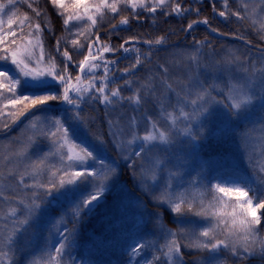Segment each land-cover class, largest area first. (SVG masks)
<instances>
[{
  "label": "snow or ice",
  "instance_id": "obj_1",
  "mask_svg": "<svg viewBox=\"0 0 264 264\" xmlns=\"http://www.w3.org/2000/svg\"><path fill=\"white\" fill-rule=\"evenodd\" d=\"M235 2L238 7L232 9L229 0H222L220 10L213 3L212 11L225 20L232 16L238 21L247 20L257 38L264 40V0ZM16 3L17 0L0 2V132L11 131L22 123V117L27 122L18 137L0 146V264H19L20 238L30 231L36 235L41 218L48 212L49 197L55 199L56 194L71 196L72 203L66 212L51 219L44 246L25 255L24 264H66L65 255L74 243L82 214L92 210L93 202L103 196L116 173L93 147L81 142L79 132L68 123H75L103 146L104 137L92 129L96 117L83 112V105L94 102L104 106L108 135L128 162L133 178L139 162L141 182L153 195V203L161 207L155 213L156 238L141 236L142 225L130 236L128 264H188L185 252L206 253L194 256L192 264H229L221 250L229 254L232 264L251 259L264 264V235L260 232L264 221L258 214L264 209V199L259 195L264 188V105L258 120L236 130L241 157L252 173L250 178L219 180L209 188L197 175L180 190L182 173L177 166H169L166 156L181 138L198 141L202 132L194 130L195 126L202 125L215 108L223 107L230 118L239 119L258 100H264V49H259L255 58L247 51L228 49L220 60L207 62L201 50L212 45L207 37L196 40L191 52L171 53L168 64L157 61L160 71L149 68L147 76L135 82L138 86L132 94L125 96L123 89L134 85L129 77L135 76L141 65H152L154 51L167 43V37L130 36L113 46L111 36L129 25V17L139 21L140 12L153 14L155 23L158 11L165 18H183L193 11L199 15V8H184L181 0H50L56 14L62 17L64 33L56 38L52 53L45 46L44 31L53 33V28L46 11L39 6L40 0H25L34 18L27 14L19 17ZM128 8L131 13L121 15L118 24H110L109 39L102 40L99 27ZM201 23L224 35L211 27L206 17L189 21L184 30ZM14 24L21 33L25 26L29 30L18 35ZM231 35L251 44L239 31ZM62 43L71 45L77 54L87 45V54L76 62L67 47L61 50ZM141 43L147 49L135 46ZM118 51L135 53L133 62L122 70L116 59L105 55ZM58 56L63 57L62 62ZM169 64L183 69L182 74L172 76ZM70 66L78 68L75 76ZM117 71L123 84L115 79ZM150 98L157 108L155 116L147 111L140 118L132 115L125 119L123 113L112 115L125 103L133 113L139 112ZM53 101L70 106L68 120L48 115ZM42 141H47L48 150L33 159L30 149ZM97 164L99 168L93 167ZM157 187L159 193L155 194ZM165 211L172 214L175 229L164 224ZM190 216L198 217L199 222L188 219ZM147 252H151L150 258Z\"/></svg>",
  "mask_w": 264,
  "mask_h": 264
},
{
  "label": "rangeland",
  "instance_id": "obj_2",
  "mask_svg": "<svg viewBox=\"0 0 264 264\" xmlns=\"http://www.w3.org/2000/svg\"><path fill=\"white\" fill-rule=\"evenodd\" d=\"M15 10L17 11L19 17L23 16L20 13L17 6ZM152 15L153 14L148 13L147 16L153 22ZM160 17H161V13L158 11L156 14L155 22L158 21ZM3 18L5 20V28L7 30L6 27L7 15H5ZM82 23L86 24L87 21H84ZM75 24L76 22H72V25ZM13 29L18 32V35H24L29 30L28 27L25 26L23 33H21L15 24L13 25ZM251 30L252 33L256 35V32L253 31L252 26H251ZM189 36L190 35H188V37ZM10 39H12V37H10ZM211 45H212L211 48L204 47L201 50L203 53L204 60L207 62L220 60L225 55L228 49H233V50L239 49L241 52L247 51L248 54L253 58H255L258 55V50L249 48L248 46L230 38H225V39L218 38V40H215L214 44ZM193 48H194L193 41L191 42L185 41L179 44H173L159 48V50L154 52V57L156 62L158 61L160 64H168L169 59H171L170 57L171 53H182L185 51L191 52ZM37 55H39V53H37ZM117 58L118 57H110V59H117ZM168 66L171 70L172 76L181 75L183 72V69L175 68L171 64H169ZM149 68H151L155 72L160 71V69L156 67V63H152V65H150ZM149 68L141 69L139 73L136 72L135 74L136 76L133 79L134 81L133 88L131 89L126 88L128 92L127 96L131 95L135 87L138 86V84L135 82L141 81L143 80V78L147 76ZM76 69L78 70V68ZM58 86L59 85H56V90ZM51 103L55 104L57 102H51ZM261 105H264V100H258L252 107L251 111L246 114H241L239 119L230 118V115L226 109H224L223 107H217L212 111L211 116L203 120L202 125L197 124L195 126L194 130H198L202 132V135L200 136L198 141L190 142L187 139L181 138L168 149L166 156L170 162L169 166L170 167L177 166L178 170L182 173L183 182L179 184L180 190L187 188L188 181H190L193 177L199 175L202 183L203 176L206 173L211 172L224 165H232V166L240 167L242 170L248 171L249 176L251 177L252 173L246 167L241 157L240 150L238 148V143H237L238 133H235L233 136L231 133L226 134V136H224L222 131L232 128L239 120L247 116H250L249 124L258 120L262 113ZM94 106L95 105L93 103L90 105L89 104L83 105L82 106L83 112L88 115H92L91 113L92 107L96 108V106L95 107ZM69 107L70 106L61 103L59 110L54 111L55 109L54 110L50 109L48 115L59 116L65 120H68L69 114L67 112V109ZM145 111H147L149 115L152 116L157 115V108L151 98L140 109L139 112L133 113L129 105L125 103L122 108H117L116 112L113 113L112 115L115 116L117 114L123 113L124 114L123 118L125 119L132 115H136L137 118H140L145 113ZM21 121L22 123L17 124L16 127L12 129L9 133L0 135V146L6 144L12 137H18L20 135V129L23 126V123H26L27 120L26 118H23ZM68 123L72 129L79 132L81 142H86L90 147H93L97 156L102 158L105 163L116 169L115 175L112 176V178L108 181L106 185L104 191V195L106 194V197L103 199L102 202H100L98 205L93 207L91 211H87V216H92V215L96 216L98 213L102 211H112V212L120 211L125 215H128L129 220L131 221V223L135 224V226L142 225V228L140 229V234H142L143 236L149 239L156 238L158 236V233H156L154 229L155 213L161 211V207L153 203V195L150 194L145 189L144 183L141 182V178L139 176V171H140L139 162L137 164V169H136V178L134 179L132 169H130L127 166L128 162L122 159L121 153L118 151L117 146L112 143L111 137H109L108 135L109 129L107 125V117H106L105 127L103 130L105 131L106 136L108 138L107 140L109 142L110 149L107 146H105V144H103V146H100L98 143L93 141L90 136H86L83 133V130L79 129L75 123H72L71 121H68ZM143 127L144 124L142 123L140 127L141 132H143ZM215 135L220 137L219 142L220 141L221 142L217 147L212 148L211 145L208 144V141L212 136ZM47 150H48L47 141H42L30 149V155L32 156L33 159H36L39 155H42ZM122 166L127 169V176H129V181L127 180V178H125V176L121 178L120 172ZM93 167L99 168L100 165L98 164L93 165ZM162 182H163V178L161 179V183ZM147 183L149 185L151 184L150 181H148ZM26 191H30V190H26ZM158 193H159V188L157 187L155 189V194ZM72 200L73 198L71 196L63 197L58 194H56L55 199L49 197L50 203L47 206L48 212L44 217L41 218V222L40 225L38 226L36 235H32L30 231L27 235L22 236L20 238L19 244L21 246L22 254L20 255L19 258V264H24V256L27 255L29 252L37 251L44 246L45 240L49 235L48 228L50 227L51 219L57 217L59 214L63 212H66L69 209ZM61 202H67V208L64 211L57 212L55 216L49 218L52 209L56 208ZM0 207H2V205H0ZM162 219L166 227L170 229L176 228V224L173 222V217L170 212L165 211ZM188 219L199 222L198 217L190 216L188 217ZM67 227L71 228L72 224L68 223ZM39 229L41 230V234H43V239H42L43 246L39 244L37 245L38 237L41 235L38 232ZM160 241L163 242L162 237H160ZM73 245L70 249L67 250V253L73 248ZM220 254L222 257H227V259L229 260V264H232V258L229 256L227 252L221 250ZM197 255H206V253L202 254V253L188 252V254H185V259L188 262V264H192V260L194 256ZM237 264H258V261L256 259H251L245 262H237Z\"/></svg>",
  "mask_w": 264,
  "mask_h": 264
},
{
  "label": "trees",
  "instance_id": "obj_3",
  "mask_svg": "<svg viewBox=\"0 0 264 264\" xmlns=\"http://www.w3.org/2000/svg\"><path fill=\"white\" fill-rule=\"evenodd\" d=\"M0 2H3V0H0ZM181 3L184 8H199V15L193 11L187 13L183 18H178L175 15L165 18L161 13L160 19L153 23L152 20L147 16V12H140L141 19L139 21L129 17V25L111 36L112 45L118 46L123 42L124 38L130 36H140L142 39H155L157 36L165 35L167 37V44L173 43L181 37L189 21L201 20L206 17L208 18L211 27L218 29L220 33L231 35L239 31L245 34L251 43L264 46V41L259 40L256 35L252 33L251 26L247 20L238 21L234 16L230 17L228 20H225L224 18L213 13V3H215L216 8L220 10L222 8V0H200L199 3H197V0H181ZM16 6L22 15L27 14L30 17H35V14L30 8H28L25 0H17ZM39 6L41 9L46 11L47 16L50 18L54 33H49L47 29H45V46L50 52L55 53L56 38L64 34L62 17L56 14L57 9L52 6L50 0H40ZM229 7L236 9L238 4L235 2V0H229ZM130 13L131 9L128 8L116 15L114 19L106 20L105 23L99 27L100 38L102 40H108L110 24H118L121 15H128ZM111 15L112 14L109 13L110 17ZM41 26L43 27V19H41ZM205 26L206 25L204 24L195 25L190 30V36L188 37L187 35V37L184 38V41H193L194 43L196 40H204L205 37H207L208 43L214 44V41L218 40V38L216 36H212ZM92 39H95V37H92ZM135 46L140 47L142 50H145L148 47L142 43ZM65 47H67V50L69 51L73 60L76 62L82 60L83 56L87 54L88 51L87 45H85V47L80 50L79 54H77L76 50L71 45H65L62 43L61 50H63ZM105 55L109 58L118 57L116 59L118 61L117 66L122 70L133 62L135 53H124L121 55L120 51H118L117 54L115 53V55L111 53H106ZM126 55L127 58H125ZM57 59L61 62L63 61L62 56H58ZM151 59L153 63H156L154 53ZM149 66L150 65L147 64L141 65L136 70V72L139 73L141 69L149 68ZM69 71L72 72L73 76L78 72L76 67L73 66H70ZM100 74L102 73H98V75ZM135 76H130L129 78L133 80ZM120 77L121 73L117 71L115 73V79L118 84H123L124 81ZM112 86L115 87L116 85ZM57 91H59V86ZM123 95H128L126 88L123 89ZM93 104L96 106V108L92 107L91 113L92 116L96 117V121L95 124L92 125V129L95 132H99L104 137V144L110 149V145L107 140L108 138L105 131L103 130L106 122L105 109L103 105H100L98 102H94ZM248 124L249 117H245L239 120L232 128L223 130L222 133L224 136L230 133L234 135L237 133V129H240ZM219 140L220 137L217 135L212 136L209 139L208 144L211 145L212 148L217 147L221 142H219ZM124 176L129 181L127 169L122 166L121 178ZM248 178H250L248 171L242 170L237 166L225 165L206 173L203 176L202 184L207 185L210 188L212 183H216L219 180H244ZM259 195L262 199H264V188L260 189ZM209 196H211L210 192ZM66 208L67 202H61L56 208L52 209L49 218L55 216L57 212L64 211ZM258 214L261 215L262 221H264V209L258 210ZM138 227L139 226H135V224L131 223L128 215H125L120 211H102L96 216H87V213L82 214V218L79 221L75 233L76 237L74 239L73 248L67 253L65 257L66 264H128V256L126 252L127 243L132 233L138 230ZM38 232L41 234L40 229ZM260 232L261 235H264V223H262L260 226ZM140 235L143 236L142 234ZM42 239L43 234L38 237L37 245L39 244L43 246ZM185 254H188V252H185ZM146 255L150 258L151 252H147Z\"/></svg>",
  "mask_w": 264,
  "mask_h": 264
},
{
  "label": "bare ground",
  "instance_id": "obj_4",
  "mask_svg": "<svg viewBox=\"0 0 264 264\" xmlns=\"http://www.w3.org/2000/svg\"><path fill=\"white\" fill-rule=\"evenodd\" d=\"M202 24V23H201ZM190 34V30L189 31H184L183 32V34L181 35V37L177 40V41H175V42H173V44H179V43H181V42H185L184 41V38L185 37H187V35H189ZM116 54H117V52H116ZM120 54L122 55V54H124L122 51H120ZM55 109V110H54ZM53 110L54 111H56V110H58L57 108H53Z\"/></svg>",
  "mask_w": 264,
  "mask_h": 264
},
{
  "label": "water",
  "instance_id": "obj_5",
  "mask_svg": "<svg viewBox=\"0 0 264 264\" xmlns=\"http://www.w3.org/2000/svg\"><path fill=\"white\" fill-rule=\"evenodd\" d=\"M253 46H254V45H253ZM255 47H257L258 49H263V48H264V47H260V46H255ZM14 126H15V125H14ZM14 126H13V127H14ZM13 127H12V128H13ZM102 198H103V196L99 199L98 202H100V201L102 200ZM98 202H93V205H96ZM93 205H92V206H93Z\"/></svg>",
  "mask_w": 264,
  "mask_h": 264
}]
</instances>
